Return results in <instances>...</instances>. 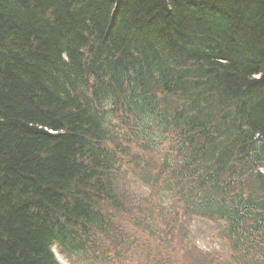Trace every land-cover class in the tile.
<instances>
[{
	"label": "trees",
	"instance_id": "16d2710c",
	"mask_svg": "<svg viewBox=\"0 0 264 264\" xmlns=\"http://www.w3.org/2000/svg\"><path fill=\"white\" fill-rule=\"evenodd\" d=\"M118 121L171 134L184 214L264 264V0H0V264L115 230Z\"/></svg>",
	"mask_w": 264,
	"mask_h": 264
},
{
	"label": "rangeland",
	"instance_id": "374dc122",
	"mask_svg": "<svg viewBox=\"0 0 264 264\" xmlns=\"http://www.w3.org/2000/svg\"><path fill=\"white\" fill-rule=\"evenodd\" d=\"M119 122V121H118ZM108 142L118 157L117 191L123 203L111 210L114 231L99 237V247L88 256L63 254L55 246L61 264H206L208 251L222 247L213 226L191 219L178 225L173 215L181 202L166 189L165 160L172 140L155 141L144 149L141 130L117 123ZM165 178V177H164ZM185 220V219H184Z\"/></svg>",
	"mask_w": 264,
	"mask_h": 264
},
{
	"label": "bare ground",
	"instance_id": "6f19581e",
	"mask_svg": "<svg viewBox=\"0 0 264 264\" xmlns=\"http://www.w3.org/2000/svg\"><path fill=\"white\" fill-rule=\"evenodd\" d=\"M67 74L72 75L73 73H72L71 70H68V71H67ZM72 76H73V75H72ZM73 77H74V76H73Z\"/></svg>",
	"mask_w": 264,
	"mask_h": 264
}]
</instances>
